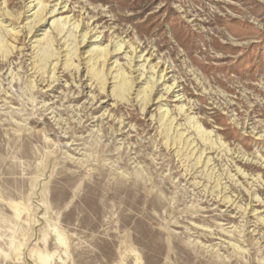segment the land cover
<instances>
[{
	"label": "rangeland",
	"instance_id": "rangeland-1",
	"mask_svg": "<svg viewBox=\"0 0 264 264\" xmlns=\"http://www.w3.org/2000/svg\"><path fill=\"white\" fill-rule=\"evenodd\" d=\"M26 2L8 0L2 23ZM70 4L102 46L151 57L133 76L166 70L179 87L143 111L83 63L52 79L37 43L2 28L0 264H264V0ZM70 28V42L86 30Z\"/></svg>",
	"mask_w": 264,
	"mask_h": 264
},
{
	"label": "bare ground",
	"instance_id": "bare-ground-1",
	"mask_svg": "<svg viewBox=\"0 0 264 264\" xmlns=\"http://www.w3.org/2000/svg\"><path fill=\"white\" fill-rule=\"evenodd\" d=\"M7 4L8 0H0V10H3L6 16L10 14L9 11L6 10ZM70 10V0H27L25 10L21 12L18 17L15 15V17H17V21L15 22V24H12V22H10V24L4 25V23H2V20L0 19V33L2 34V28H4L6 32L14 31V34L24 32V34L29 37V39L34 40L35 45L37 43V48L40 51L38 58L44 62H51L50 68L52 69L51 71L53 74L52 79L58 73V70L60 68L63 67L64 69H70L72 67H77L80 70L81 64L83 63L86 65L85 70H87V74H89L91 77L90 81L92 79H95V81H97L99 84L100 90H105L106 86L111 87L112 89L110 91V94L112 96L115 95L119 97L121 100H129V97L135 94L136 97L132 99H134V101H137L138 103H141L140 107L143 111H145L149 105L151 106L152 103L159 104L164 100V94L158 92L159 87H161L160 85H165V91L167 93L177 92L176 89L179 87L178 81L175 80L174 83L168 85V83H166L168 81V74L166 73V70L161 73V75L159 74L160 78H155V81L153 83H150V81L145 78L144 73H137L136 76H133V72L141 71L140 67H146V64L150 62L151 57H146L145 53L138 51L137 47L130 45L124 39H118V41L112 39L113 41H111L110 44L102 46L100 44L102 40L101 34L98 35L97 31L94 32L96 30V27H92L93 24L85 21L84 17L79 21L75 20L73 22L74 18L71 15L64 16ZM0 16H2V13ZM6 16L5 18H7ZM48 24L51 26V28H53L51 32H48L47 29H42ZM9 26H12L11 29L7 28ZM70 27H73V29L75 28L77 32H81L86 28V30L79 37L80 40H78L79 38H77L78 35L75 36L76 34H74L75 42H70L72 36V28ZM52 33L54 35H52ZM2 37L3 36L0 35V45L4 41H2ZM56 41L63 42H61L62 44L60 47V51H56V49L53 50V45ZM2 45L1 47L4 48L5 46L3 47ZM127 48H130L132 50L133 55L128 56L129 51H126ZM122 51L126 53V56L130 60L129 65L130 69L132 70V74L127 72V69L125 70V68L120 63L119 58L117 57V55ZM75 58H77L79 61L77 64H75ZM136 62H141V65H138V63ZM136 65L139 66V68L137 67L136 69ZM154 77H156V75ZM83 86L89 87L90 85L89 83L83 82ZM182 96L180 94H177L175 97H177V101H181L183 99ZM96 98L97 97L94 96L93 100H96ZM165 106L166 105L164 104L161 105V108L163 109V117L170 121L169 125H171L173 124L174 118H168V115H170V111L169 109H164ZM184 107V105H179L180 110H184ZM184 134L185 133L182 131L181 133L178 132L177 136L174 135L176 136V142L181 141L185 137ZM187 142H189L188 138ZM183 148L185 147L183 146ZM193 152L190 151V153ZM188 156L190 157L191 155L189 154ZM204 163L206 164L207 162Z\"/></svg>",
	"mask_w": 264,
	"mask_h": 264
}]
</instances>
